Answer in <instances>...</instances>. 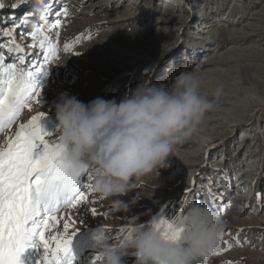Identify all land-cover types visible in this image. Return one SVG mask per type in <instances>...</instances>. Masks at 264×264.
Wrapping results in <instances>:
<instances>
[{
  "label": "rangeland",
  "instance_id": "1",
  "mask_svg": "<svg viewBox=\"0 0 264 264\" xmlns=\"http://www.w3.org/2000/svg\"><path fill=\"white\" fill-rule=\"evenodd\" d=\"M13 4L19 6L14 9ZM55 4L54 12L61 8L68 12L59 17L62 26L58 30V59L38 78L43 104H33L32 110L25 109L19 118L25 122L37 112H47L43 123L51 138L60 134L55 105L63 95L76 96L85 103L97 97L119 101L127 90L146 78L170 86L181 71L202 78L207 87H201V93H211L209 99L218 87L223 89L217 108L208 114L201 130L176 148L169 161L171 166L161 169L160 175L146 178L134 192L121 198L128 203L127 210L114 207L115 198H100L95 192L89 197L94 201L90 206L100 214L93 216L87 204L72 210L80 231L65 264L69 260L72 264H92L99 251L93 239L98 225L114 234L112 229L129 228L134 221L148 222L161 212L171 216L186 190L194 187L193 181L195 194L188 199H200L212 206V189L216 195H223L218 203L227 201L240 207L231 210L228 206L220 215L226 228L219 248L228 250L209 257L207 264H264V92L260 90L264 84L258 85L259 80L264 83V16L254 19L264 9V0H55ZM0 5V23L2 18H6V23L11 19L19 28L18 16L33 13L34 7L33 2L21 0H0ZM163 12L169 14L171 23L164 22ZM53 22L54 17L38 19L23 27V34L39 23L47 29ZM7 25L0 24V30ZM15 26L11 25L13 31ZM205 27L221 33L209 35L203 32ZM56 32L53 29L48 34L55 38ZM27 37L28 45L31 37ZM77 37L79 42H75ZM163 39L169 42L166 52L156 51ZM0 42L8 41L0 37ZM65 44H71V49L65 51ZM106 44L118 49L127 46L140 57L114 56ZM232 49H244L247 56L230 58ZM209 57H213L212 62L202 65ZM122 79L127 83L121 84ZM212 114L214 118L208 120ZM5 133H0V144L10 131ZM258 182L261 186L256 189ZM239 195L246 203L236 200ZM134 196L137 201L132 203ZM32 246L29 251L34 260L37 243ZM122 258L125 264L138 261L131 250ZM196 264H203V259Z\"/></svg>",
  "mask_w": 264,
  "mask_h": 264
},
{
  "label": "clouds",
  "instance_id": "2",
  "mask_svg": "<svg viewBox=\"0 0 264 264\" xmlns=\"http://www.w3.org/2000/svg\"><path fill=\"white\" fill-rule=\"evenodd\" d=\"M33 2L36 17L46 21L45 0ZM162 44L164 52V45ZM172 49H168L170 51ZM202 81L192 72L181 71L170 86L147 78L117 99L97 97L85 103L63 95L55 105L59 141L73 170L87 163L96 172L94 192L112 199L117 209H128L122 197L134 192L148 177L160 175L171 165L175 150L197 134L218 106L223 89L209 99L201 93ZM137 198H132L135 203ZM178 238L151 223L133 222L131 231L113 236L98 225L93 239L102 264H125L123 255L134 252L139 264H196L220 247L226 223L209 204L189 203Z\"/></svg>",
  "mask_w": 264,
  "mask_h": 264
},
{
  "label": "snow or ice",
  "instance_id": "3",
  "mask_svg": "<svg viewBox=\"0 0 264 264\" xmlns=\"http://www.w3.org/2000/svg\"><path fill=\"white\" fill-rule=\"evenodd\" d=\"M21 2L26 3L24 0ZM46 4L48 17H54V22L47 29L39 23L27 32L31 37L27 51L25 46L16 42L13 30H0V37L9 38L7 44L0 42V133L17 124L25 109L31 111L33 104H43L38 78L41 73L46 74L47 67L58 59V30L62 26L59 17L68 15L66 8L53 11L55 0H48ZM18 6L13 4L12 8ZM33 23H36L34 13L29 12L23 16L20 26ZM53 29L57 30L55 38L48 34ZM79 39L77 37L75 42H79ZM71 47V44H65L64 50L68 51ZM33 49L37 51L33 52ZM9 58L11 62H8ZM47 114L40 111L27 122L18 123L15 133L8 134L0 144V264H21L20 256L26 241L35 235L39 236L45 249L43 264H62L65 257L71 254L73 237L80 231L72 210L87 204L93 216L100 214L97 208L90 206L94 201L89 198L95 191L93 181L97 173L87 163L78 170L72 169L59 138H51L52 134L41 124ZM193 185V188L186 190L184 199L176 204L171 216L161 212L148 222L154 219L159 229L178 238L186 206L192 202L204 204L200 199H188L189 196L194 197V181ZM209 195V202L222 215L230 206L229 202L218 203L224 198L223 195H216L215 190L210 189ZM79 222L83 223L82 220ZM124 230L112 229L113 236ZM128 230L130 232L131 227ZM227 250L218 248L212 256H219ZM207 259L203 260V264H207ZM98 262H102L99 254L93 258L92 264ZM69 264H72L71 260Z\"/></svg>",
  "mask_w": 264,
  "mask_h": 264
},
{
  "label": "bare ground",
  "instance_id": "4",
  "mask_svg": "<svg viewBox=\"0 0 264 264\" xmlns=\"http://www.w3.org/2000/svg\"><path fill=\"white\" fill-rule=\"evenodd\" d=\"M46 3L48 2V0H46L45 1ZM24 12V11H23ZM22 12V13H23ZM163 14H165L164 15V17H163V20H164V22H170L171 23V18H169L168 17V13L167 12H163ZM20 16H21V14H20ZM20 16H18V20H22V18L20 17ZM131 16V15H130ZM260 16H264V9H260L256 14H255V16H254V19L255 20H257ZM34 20L36 21V20H38V18L36 17V15L34 14ZM6 18H2V21H1V23L2 24H6ZM11 21V19H9L8 20V22H10ZM20 21H19V24H20ZM7 22V23H8ZM219 26V25H218ZM23 27H25V26H23ZM10 28L12 29V27L10 26ZM205 30L203 31V32H209V35H213V36H219V34L221 33V31H218V30H216V31H212L211 32V29L210 28H208V27H205L204 28ZM13 30V29H12ZM21 30V29H20ZM19 30V31H20ZM24 30L25 29H23L22 31L23 32H20V34L22 35L21 37H24L25 35H28L27 34V32H29V30L30 29H28L27 30V32H26V34H23L24 33ZM223 32V31H222ZM171 35H173V33H170ZM28 39V38H27ZM162 41V44L163 43H165V40L163 39V40H161ZM24 46H27V44H25L24 43ZM106 47H111V48H108V51L109 52H111V54L112 55H114V56H118V55H123V57H127V58H131V57H133V58H135V59H138L140 56H136V54H134V52H132L131 51V49L130 48H127V46L126 47H123L122 49H118V48H115V47H113L112 45H110V44H106L105 45ZM105 46H103V47H105ZM168 48V44H165L164 45V49L166 50ZM209 48H211V47H209ZM134 51H136V50H134ZM156 51H159V52H163V49H162V45H161V47H160V49L159 50H156ZM232 53H230V58H233L234 57V59H238V58H243V57H246L247 56V54H246V52H245V50L244 49H240V50H238V52L237 51H235L234 49H232V51H231ZM154 55H155V52H154ZM216 55V54H215ZM261 55H262V59H263V61H264V51L261 53ZM248 56H250V55H248ZM212 58L213 57H209L207 60H203L202 62H203V64L202 65H205V64H210L211 62H212ZM214 58L216 59H218V56L216 55V56H214ZM11 60V59H10ZM141 61V60H140ZM204 72V71H203ZM200 75H202V73H199ZM201 79V81H202V87H204V89H206V87H207V85H206V83L203 81V79L202 78H200ZM262 81H264V80H262ZM208 84V83H207ZM261 84H264V83H261V80H259L258 81V85H260V87L262 86ZM262 92H264V89H260ZM206 91V90H205ZM203 95H206L208 98H210L211 97V93H204L203 92ZM226 102H227V100H225ZM257 104H262V102H256ZM215 111V110H214ZM214 111H212V112H214ZM214 116H215V114H212V115H209V118H208V120L209 119H213L214 118ZM29 119H27L25 122H27ZM44 121H45V119H44ZM43 121V119L41 120V124H42V126L45 128V124L43 123L44 122ZM18 123H20V121L18 122ZM18 123L17 124H15V125H13L12 126V128L11 129H9V130H7V131H10V133L9 134H14L15 133V131L17 130V127H18ZM7 131H6V133H7ZM5 133V134H6ZM212 138V137H211ZM1 142V141H0ZM237 185V184H236ZM258 186H261V184H259V182L257 183V185H256V189L258 188ZM236 197V196H235ZM238 199H240L241 201H242V203H246V199L245 198H243L242 199V197L239 195V197L238 198H236V200H238ZM230 208H231V210H235L236 208H237V210L238 209H240V207H235V206H233V205H230ZM242 210H244V209H242ZM37 243V248H36V250H35V257H34V260H32V262H31V260H27L28 261V264H43V261H41L42 260V258L41 257H43L44 256V253H45V251H43L42 252V250H44V247H43V244H42V242L40 241V239H39V236L38 235H35V236H33L32 237V239L31 240H28V241H26V247H25V249H28L30 246H32L33 245V243ZM72 243H73V239H72ZM33 247V246H32ZM33 252V251H32ZM66 258V257H65ZM29 261H30V263H29ZM62 264H65V259H64V261L62 262ZM134 264H139V262L137 261V262H135Z\"/></svg>",
  "mask_w": 264,
  "mask_h": 264
},
{
  "label": "trees",
  "instance_id": "5",
  "mask_svg": "<svg viewBox=\"0 0 264 264\" xmlns=\"http://www.w3.org/2000/svg\"><path fill=\"white\" fill-rule=\"evenodd\" d=\"M126 80L125 79H122V81L120 82L121 84H125V83H127V82H125ZM133 79L131 80V84L133 83ZM119 88H121V86H119Z\"/></svg>",
  "mask_w": 264,
  "mask_h": 264
}]
</instances>
